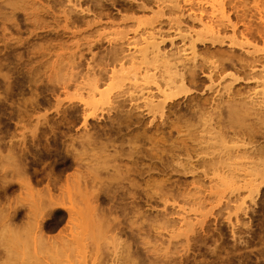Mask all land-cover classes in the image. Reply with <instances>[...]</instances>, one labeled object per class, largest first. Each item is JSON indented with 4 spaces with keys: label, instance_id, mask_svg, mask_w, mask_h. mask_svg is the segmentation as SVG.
Returning a JSON list of instances; mask_svg holds the SVG:
<instances>
[{
    "label": "rangeland",
    "instance_id": "obj_1",
    "mask_svg": "<svg viewBox=\"0 0 264 264\" xmlns=\"http://www.w3.org/2000/svg\"><path fill=\"white\" fill-rule=\"evenodd\" d=\"M47 1L50 0H0V7L9 11L12 7L25 6L31 13H43L53 5ZM18 20L22 35L13 32L17 38L12 43L10 38L9 46L1 40L0 20V53L5 49L4 44L9 48L4 50L7 54L2 53L6 56L0 54V264H264V140L250 144L245 136L244 140H237L238 144H230L232 150L242 151L235 172L245 179L232 186L213 187L212 193L207 188L210 193L207 196L199 193L200 186L190 184L191 177L181 176L179 188L162 177L148 186L137 182L143 185L142 189L162 197L148 202L137 199L134 201V205L138 204L136 211V206L132 208L133 203L127 198L114 205L83 201L77 195L85 175L92 177L99 173L106 179L113 178L107 179L103 188L108 193L115 190L114 183L110 182L120 181L107 174L114 172L115 166L124 170L122 179L133 167L134 160L143 154L147 165L157 163L159 168L160 164L169 165L175 159V148L161 143L157 151L160 160L154 159L155 162L150 159L152 151L148 157L150 147L144 140L133 138L135 143L128 145L127 138L114 142L116 136L110 138L101 134L94 139L99 148L96 151L105 149L118 160L111 156L104 165L91 170L81 168V171H78L80 168L66 170L59 165L60 158L72 150L79 151L85 140L77 137L80 133L76 129L82 122L80 91L71 80L78 73L71 57L77 51L76 41L56 43L50 33L41 39H31L28 29L33 30V27L27 26L20 14ZM130 26L128 30L132 33L146 25ZM114 28L104 29L113 35L111 39L116 38L117 27L116 31ZM169 28L165 27L166 37L175 42V30ZM20 37L24 43H19L18 48ZM25 38H28L26 42ZM233 38L229 36L227 41ZM234 40L239 44L245 42L238 37ZM168 43L163 47L170 48ZM257 43L255 49L264 56V43L260 40ZM10 47L18 48L17 52H12ZM199 48L203 50L202 46ZM233 51L241 53L238 49ZM200 77L206 83V78ZM141 84L146 86L143 81ZM236 86L243 92L255 89L257 97L263 98L262 87H257L256 83L242 81ZM100 92L99 104L88 110L96 116L90 124L106 126L107 130L118 122L115 98L121 91L109 82L101 86ZM66 119L75 123L74 128H67ZM249 148L255 153L249 154ZM127 166L132 167L127 170ZM51 169L58 176L54 186L47 176ZM88 183L93 185V180L90 178ZM127 183L130 181L126 180L125 185ZM129 185L126 192H144L138 184ZM61 207L69 209L74 219L54 231H46L43 239H37V224L43 218H51ZM98 211L105 213L100 222L97 221ZM10 215L13 222H9ZM6 246L14 248L18 254L2 261Z\"/></svg>",
    "mask_w": 264,
    "mask_h": 264
},
{
    "label": "bare ground",
    "instance_id": "obj_2",
    "mask_svg": "<svg viewBox=\"0 0 264 264\" xmlns=\"http://www.w3.org/2000/svg\"><path fill=\"white\" fill-rule=\"evenodd\" d=\"M47 2L53 5L43 13H31L25 6L12 7L9 11L0 7L1 40L8 44L10 38L11 43L17 38L13 32L22 35L21 22L18 20L20 14L24 23L33 27V30L28 29L30 38L41 39L50 33L56 43L76 41L77 51L71 57L78 73L71 80L80 91L78 103L82 122L81 127L76 129L80 133L77 137L85 140L82 141L79 151L75 149L66 153L58 164L66 170L80 168L78 171H81V168L91 170L97 165H104L112 154L105 152V149L96 151L99 148H96L98 145L94 139L99 135L101 137V134L109 135L110 138L116 136L114 142L127 138L128 145L135 143L133 138L136 141L144 140L143 142L148 144L144 145L150 147L147 149L150 150L148 157L152 151V160H160L157 151L161 143H168L175 148V167L171 165L174 163L172 160L169 165L160 164L159 168L157 163V167L155 164V167L147 165L144 161L146 155L143 156L142 153L144 158L137 155L134 160L136 166L133 165L134 169L127 166V170L131 168L132 171L129 170L122 179L120 176L124 170L120 171V168L115 166L114 172L107 174L120 181H116L117 184L110 182L114 183L115 190L108 193L103 190L108 178L99 176V173L92 177L84 176V172V184L79 190L78 198L97 205L107 202L114 205L121 199L124 202L123 199L127 198L132 201V208L136 206L134 210H137L138 204L134 205L137 199L155 201L162 197L158 193L142 189L143 185L148 186L159 177L167 178L175 188L180 187L181 176L191 177L190 184L200 186L199 193L204 196L210 194L207 188H210L212 193L213 187L216 189L232 186L241 182L242 178L245 179L235 172L242 151L238 152V148L232 150L229 145L238 144L237 140H244L245 136L250 144L264 140V56L255 49L258 45L254 46L258 44V40L264 43V16L261 15H264V9L261 8H264V0ZM130 24L146 26L131 33L128 30ZM114 26L117 27V31L114 28L116 38L111 39L110 36L113 35L105 31ZM166 26L175 30V42L173 38L166 37ZM229 36L241 38L246 43L239 44L234 38L227 41ZM27 39L25 38V42ZM21 40L17 41L18 48L19 43H24L22 38ZM167 42L170 43V48L163 47ZM6 44L3 45L5 51L10 42L7 46ZM141 45L143 46L138 48ZM201 46L202 51L199 48ZM17 49L11 48L12 52H17ZM237 49L241 53L233 51ZM4 50H1V56H6L2 54ZM200 76L206 78V83ZM142 81L146 86L141 84ZM242 81L256 83L257 87H262L263 98L257 97L255 89L251 92L239 89L236 85ZM109 82L116 85L121 92L115 98L119 113L116 119L118 122L106 130V126L90 124L96 116L88 113V110L99 104L101 86ZM145 117H149L148 120ZM66 120L69 121L67 128H74L75 123L73 124L71 119ZM123 131L126 133L123 134ZM112 147L116 148V145L113 144ZM247 150L249 154L255 153L253 148ZM200 169L203 171L200 172ZM47 176L52 185L57 182L58 176H55L53 169ZM90 178L93 185L88 183ZM124 180L130 181L131 185L127 183L130 187L140 185L144 192H126L128 185H125ZM137 182H142L143 185ZM112 208L110 207V210ZM128 209H131V205ZM98 212L97 221L100 222L104 218V212L102 215L101 211ZM71 214L69 209L61 207L48 220L43 218L37 224L36 238L43 239L46 231H54L64 223L71 222ZM12 216L10 215L9 222H13ZM16 252L14 248L6 246L3 249L2 261L9 259Z\"/></svg>",
    "mask_w": 264,
    "mask_h": 264
}]
</instances>
